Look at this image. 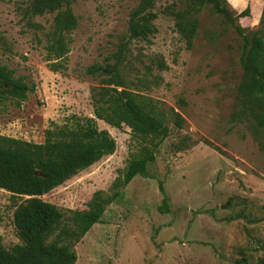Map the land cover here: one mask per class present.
I'll list each match as a JSON object with an SVG mask.
<instances>
[{
  "label": "rangeland",
  "instance_id": "374dc122",
  "mask_svg": "<svg viewBox=\"0 0 264 264\" xmlns=\"http://www.w3.org/2000/svg\"><path fill=\"white\" fill-rule=\"evenodd\" d=\"M168 2L155 5L156 33L130 44L123 74L130 91L164 113L169 134L147 166L148 177H135L73 247L74 264H236L242 256L256 264L264 255V154L243 126L229 123L241 76L240 41L207 9L192 49L185 50L173 20L161 14ZM137 3L71 0L78 26L65 70L51 72L43 46L53 15L27 17L26 0H0V65L34 89L23 101L0 99V136L40 144L46 130L93 118L91 90L100 79L85 70L115 51ZM250 6L249 23L264 34V4ZM157 57L166 70L156 68ZM171 110L183 119L181 129L173 125ZM96 126L114 140V153L40 197L65 218L85 210L94 192L109 193L141 150L128 127L101 121ZM159 182L169 204L163 214ZM22 200L0 190V239L6 249L20 243L12 214Z\"/></svg>",
  "mask_w": 264,
  "mask_h": 264
},
{
  "label": "trees",
  "instance_id": "16d2710c",
  "mask_svg": "<svg viewBox=\"0 0 264 264\" xmlns=\"http://www.w3.org/2000/svg\"><path fill=\"white\" fill-rule=\"evenodd\" d=\"M158 1L138 0L128 15L126 32L118 39L115 51L101 64L86 68L85 74L100 79V85L91 90L93 118H74L69 124L46 130L40 144L0 136V190L12 198L23 199L15 205L12 214L20 243L6 249L0 239V264H74L73 247L100 222L106 208L120 199L123 189L135 177H148L147 166L154 162L169 129L164 113L149 99L130 91L132 83L126 81L123 69L130 44L148 41L156 33ZM207 9L234 31L241 45L238 58L241 76L229 123L243 126L264 154V34L262 29H252L249 7L237 13L226 0H169L161 14L173 20L184 49L191 50L200 14ZM47 14L53 15V19L44 34V59L51 72H59L65 70L71 34L78 20L72 12L71 0H26L25 16ZM0 44H3L1 37ZM154 65L160 71L167 69L159 57L154 59ZM33 90L24 79L16 78L13 70L0 65V99L23 101ZM170 114L173 125L181 129V116L173 110ZM96 121L115 129L128 127L132 136L140 140L141 150L113 181L109 193L94 192L85 210L70 211L65 218L40 197L114 153V140L106 130L97 128ZM145 143L148 145L143 146ZM158 186L163 196L158 210L167 213L168 199L161 182ZM260 249H264V243ZM236 264H248L247 258L242 256ZM256 264H264V255Z\"/></svg>",
  "mask_w": 264,
  "mask_h": 264
},
{
  "label": "crops",
  "instance_id": "0c3cea01",
  "mask_svg": "<svg viewBox=\"0 0 264 264\" xmlns=\"http://www.w3.org/2000/svg\"><path fill=\"white\" fill-rule=\"evenodd\" d=\"M228 5L232 8L233 11L239 13L249 7L251 14V21L253 22L252 15V5L255 8H258L264 4V0H226ZM240 22H243L242 20Z\"/></svg>",
  "mask_w": 264,
  "mask_h": 264
}]
</instances>
